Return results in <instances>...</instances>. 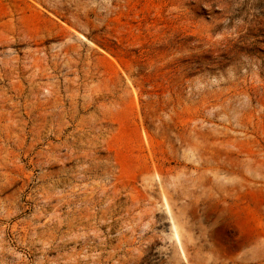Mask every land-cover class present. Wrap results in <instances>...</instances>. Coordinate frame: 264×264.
<instances>
[{
    "label": "rangeland",
    "instance_id": "1",
    "mask_svg": "<svg viewBox=\"0 0 264 264\" xmlns=\"http://www.w3.org/2000/svg\"><path fill=\"white\" fill-rule=\"evenodd\" d=\"M0 264H264V0H0Z\"/></svg>",
    "mask_w": 264,
    "mask_h": 264
},
{
    "label": "trees",
    "instance_id": "2",
    "mask_svg": "<svg viewBox=\"0 0 264 264\" xmlns=\"http://www.w3.org/2000/svg\"><path fill=\"white\" fill-rule=\"evenodd\" d=\"M226 54H233V53H235L232 49H230V51H227V52H225Z\"/></svg>",
    "mask_w": 264,
    "mask_h": 264
}]
</instances>
